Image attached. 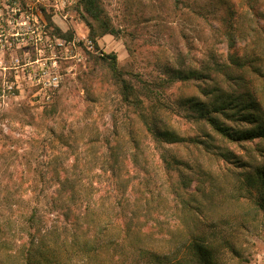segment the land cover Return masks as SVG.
Segmentation results:
<instances>
[{"label":"rangeland","instance_id":"rangeland-1","mask_svg":"<svg viewBox=\"0 0 264 264\" xmlns=\"http://www.w3.org/2000/svg\"><path fill=\"white\" fill-rule=\"evenodd\" d=\"M101 1L117 35L99 36L97 48L80 46L76 58L60 59L61 83L49 100L29 74L33 61L51 55L48 47L0 45V264H24L31 254L45 264H195L187 244L198 236L211 240L217 264H264V212L248 202V190L255 192L244 181L264 165V151L255 149L264 142L207 138L177 102L181 96L205 100L201 90L216 85L251 93L264 111V0ZM76 2L65 17L44 12L46 29L89 37ZM101 52L116 54L131 84L158 87L175 132L201 134L200 140L229 150V159L187 142L156 145L123 105L118 82L94 63ZM232 58L245 63L236 66ZM189 69L207 77L169 76ZM161 147L216 179L209 199L215 205L204 216L169 211ZM188 174L194 191L200 176ZM64 181L76 200H49Z\"/></svg>","mask_w":264,"mask_h":264},{"label":"trees","instance_id":"trees-1","mask_svg":"<svg viewBox=\"0 0 264 264\" xmlns=\"http://www.w3.org/2000/svg\"><path fill=\"white\" fill-rule=\"evenodd\" d=\"M79 5L82 9L80 13L88 27V35L96 48L97 37L104 34L117 35L118 29L112 24L111 18L101 0H77L75 6L79 8ZM58 33L62 34V36L66 35L59 29ZM93 60L96 65L99 64L105 67L112 78L118 82L123 105L132 108L137 118L143 122L151 133L156 145H159V147L164 145V143L183 145L187 142L196 147L203 146L202 148L206 152H213L214 155L229 159L228 157L231 154L229 150L222 151V148L215 144L211 146L212 144L206 142L207 139L205 138L200 140L198 135L201 134L185 137L175 132L167 117L171 107L161 98V92L157 90L158 87L153 88L148 82L139 85L131 84L124 77L122 69L118 66L114 52L94 54ZM232 61L236 66H243L245 63L239 58H232ZM169 76H176L180 79L195 78L200 81H204L207 77L193 69L187 71L177 70L174 74L170 73ZM168 80V77L159 80V87H164ZM201 91L207 97L205 100L194 96H181L177 102H179V106L185 109L187 115L194 120L203 136L211 138L213 133L219 135L222 141L237 145H242L244 142H264V111L260 108L258 100L251 93L245 95L243 93H227L221 91L216 85H213L211 91H205L204 89ZM227 119L233 121V124H227L225 122ZM206 126L210 130L209 132L206 131ZM130 140L133 143L131 157L134 161H137L138 140L134 137ZM161 149L159 156L167 176L166 182L170 194L169 203L167 201L169 211L173 213H178L179 210H182L183 213L192 212L198 215L197 218L204 216L215 205L216 200L209 199L212 197L213 188L217 185L216 179L212 178L210 172H206V169L198 164L192 166L188 161H184L178 158L176 154L169 152L168 149L162 147ZM255 149L264 151V146L257 145ZM54 170H57V168L55 167ZM188 173H195L200 176L201 180L197 181L198 186L194 191L189 190L192 178ZM221 178L225 179V176L222 175ZM54 179L55 181L59 180L58 170ZM245 180L253 187L255 192L248 190L250 192L248 202L253 204L254 208L261 209L264 212V165L255 166L252 171H248L244 178ZM206 181L209 186L204 188ZM72 187L70 185L68 187L67 182L64 181L62 187H59L60 189L54 195H51L49 200H76V193L75 191L73 192L74 187ZM67 188L72 189V191L70 195L64 197ZM150 201L145 200L146 206L151 204ZM129 227L130 225H128V229ZM128 232L129 230L126 231L127 235H129ZM187 246L188 251L194 257L195 264H217L215 262L214 245L211 240L199 236L197 238L193 237L188 241ZM32 255H28L25 258L24 264H45L40 262L39 258L32 257ZM154 256L157 257L156 254ZM168 264L176 263L169 261Z\"/></svg>","mask_w":264,"mask_h":264},{"label":"built area","instance_id":"built-area-1","mask_svg":"<svg viewBox=\"0 0 264 264\" xmlns=\"http://www.w3.org/2000/svg\"><path fill=\"white\" fill-rule=\"evenodd\" d=\"M72 0H0V45L44 46L50 50L49 56L36 59V68L29 73L35 79V86L44 90L46 99L61 83L62 72L60 59H74L79 54L78 48L83 46L91 50L94 46L91 38H65L46 29L44 12L54 15H65V8ZM7 87L11 88V85Z\"/></svg>","mask_w":264,"mask_h":264}]
</instances>
